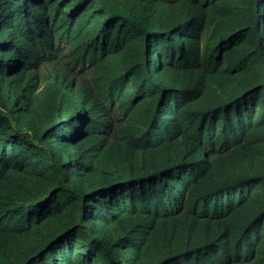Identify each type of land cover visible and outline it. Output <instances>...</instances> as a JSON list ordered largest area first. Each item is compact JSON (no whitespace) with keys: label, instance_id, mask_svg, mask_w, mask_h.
I'll return each mask as SVG.
<instances>
[{"label":"trees","instance_id":"obj_1","mask_svg":"<svg viewBox=\"0 0 264 264\" xmlns=\"http://www.w3.org/2000/svg\"><path fill=\"white\" fill-rule=\"evenodd\" d=\"M0 264H264V0H0Z\"/></svg>","mask_w":264,"mask_h":264}]
</instances>
